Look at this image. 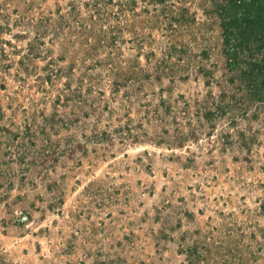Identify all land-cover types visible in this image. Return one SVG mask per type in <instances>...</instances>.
<instances>
[{
  "label": "rangeland",
  "instance_id": "rangeland-1",
  "mask_svg": "<svg viewBox=\"0 0 264 264\" xmlns=\"http://www.w3.org/2000/svg\"><path fill=\"white\" fill-rule=\"evenodd\" d=\"M230 1L228 38L225 0H0V264H264V0Z\"/></svg>",
  "mask_w": 264,
  "mask_h": 264
},
{
  "label": "trees",
  "instance_id": "trees-1",
  "mask_svg": "<svg viewBox=\"0 0 264 264\" xmlns=\"http://www.w3.org/2000/svg\"><path fill=\"white\" fill-rule=\"evenodd\" d=\"M163 1V0H162ZM230 0H225V9H227V16L226 18L223 20L224 22H222L223 25V29L226 33L227 36H229L228 38H230L231 33H233L234 31V27H238L241 25V23H238V19L234 18V13L235 11L240 8L241 6H243L244 4H242V2H240V4H236L235 6H231L228 7L227 5L230 3ZM183 11V15L184 12H186L187 10L185 8L182 9ZM258 11H261V6H258L257 8ZM256 11V12H258ZM246 17H243L244 19L247 18L249 24L250 22L253 21H257L259 19V16H257V18L255 19V13L253 9L248 8L247 10V14L245 15ZM184 18V16H183ZM179 21H181V19H179ZM239 24V25H238ZM236 43L237 45H243L244 49L247 51L249 57L251 58L250 60L247 61L248 64L253 65V68H257L259 70H261V67H263V63L258 62V58H254V57H259L260 52L262 51V46H260L259 44L256 47H251V44L249 43V41L246 39H242L239 33H236ZM263 64V65H262ZM250 72L252 73L253 70H250ZM253 74V73H252Z\"/></svg>",
  "mask_w": 264,
  "mask_h": 264
}]
</instances>
